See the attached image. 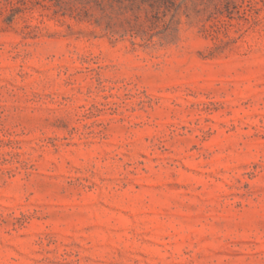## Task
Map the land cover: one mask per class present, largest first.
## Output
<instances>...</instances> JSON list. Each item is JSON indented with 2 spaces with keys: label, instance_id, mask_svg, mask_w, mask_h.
<instances>
[{
  "label": "rangeland",
  "instance_id": "obj_1",
  "mask_svg": "<svg viewBox=\"0 0 264 264\" xmlns=\"http://www.w3.org/2000/svg\"><path fill=\"white\" fill-rule=\"evenodd\" d=\"M0 264H264V0H0Z\"/></svg>",
  "mask_w": 264,
  "mask_h": 264
},
{
  "label": "trees",
  "instance_id": "obj_2",
  "mask_svg": "<svg viewBox=\"0 0 264 264\" xmlns=\"http://www.w3.org/2000/svg\"><path fill=\"white\" fill-rule=\"evenodd\" d=\"M59 1V0H58Z\"/></svg>",
  "mask_w": 264,
  "mask_h": 264
}]
</instances>
